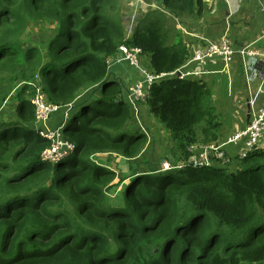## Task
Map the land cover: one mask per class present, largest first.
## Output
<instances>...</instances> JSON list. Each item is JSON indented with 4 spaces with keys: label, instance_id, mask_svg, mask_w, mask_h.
Wrapping results in <instances>:
<instances>
[{
    "label": "trees",
    "instance_id": "1",
    "mask_svg": "<svg viewBox=\"0 0 264 264\" xmlns=\"http://www.w3.org/2000/svg\"><path fill=\"white\" fill-rule=\"evenodd\" d=\"M161 4L168 13L145 12L127 37L119 0H0V110L17 90L14 116L0 118V264H264V149L232 170L132 172L120 204L108 198L116 173L92 159L136 157L148 139L133 125L127 86L109 73L119 45L141 48L156 74L188 59L175 21L200 16L202 0ZM33 22L48 27L43 42L30 40ZM36 87L49 103L71 104L69 157L42 160L50 142L35 126ZM146 107L175 160L193 143L217 142L221 122L202 79L159 78Z\"/></svg>",
    "mask_w": 264,
    "mask_h": 264
},
{
    "label": "crops",
    "instance_id": "2",
    "mask_svg": "<svg viewBox=\"0 0 264 264\" xmlns=\"http://www.w3.org/2000/svg\"><path fill=\"white\" fill-rule=\"evenodd\" d=\"M151 1L145 0L147 3H151ZM158 1L161 3V0ZM202 6L203 12L200 16L188 18L184 23L178 21L175 23L181 31L182 43L185 44L187 50L205 47L207 45L205 40L215 42L223 34L227 36L230 46L237 50L228 71L222 68L220 59H215L207 66V74L198 78L202 79L207 88L212 91L215 110L221 116L219 120L222 131L220 130L217 139V143L221 144L226 142L234 132L244 128L249 121L251 109L264 101V95L261 93L254 98L257 88L264 86V78L261 75L262 59H255L249 54L242 55L238 52L241 49L264 51V0H202ZM123 10L122 7L121 11L127 17L130 12L127 13L124 10L125 14ZM144 11L145 7L142 12L145 13ZM142 17L140 11L139 21ZM145 62L148 63V59ZM121 64L123 63L113 64L109 68V73L128 88L140 76L136 72L132 74V77H128L113 69ZM245 65L250 67L248 72L245 71ZM125 68L128 70L127 64ZM125 93L127 94V91ZM253 99L254 103L252 104ZM60 120L58 115H53L49 120V125L55 127ZM165 138L163 135V144L166 142ZM241 143V141L236 144L226 143V150L223 148L226 154L229 153L231 156L230 165H233L234 168L239 166L236 157ZM262 146L261 149H264V139ZM164 150L163 154L166 153ZM171 154L172 151L168 155L172 160H175L176 157ZM146 160L148 163L140 166H144V168L136 167L133 172L149 171L153 161L150 158ZM216 166L219 167V165ZM229 169L231 170V168Z\"/></svg>",
    "mask_w": 264,
    "mask_h": 264
},
{
    "label": "built area",
    "instance_id": "3",
    "mask_svg": "<svg viewBox=\"0 0 264 264\" xmlns=\"http://www.w3.org/2000/svg\"><path fill=\"white\" fill-rule=\"evenodd\" d=\"M137 3H141L143 11L145 0H133ZM151 7L146 9H157L162 12L168 13L161 7H156L154 4L148 3ZM131 12L128 14L126 19V30L127 37L132 36V33L138 22V14H133ZM205 47L201 48H190L188 50V59L185 64L181 65L174 72L171 73H160L156 74L148 70L143 66L144 56L142 54L141 48L137 46H127L124 44L119 45L116 53L113 56L107 58V66L110 68L113 64H119L124 61L133 67L139 74L137 78L131 85L126 89V99L132 104L133 111L135 115L139 116L140 109L137 105L144 104L149 96V92L152 84L159 78L164 76H176L179 79H192L199 78L207 74V66L213 62L215 59H220L222 63V68L226 71L229 70L231 62L237 50L232 48L229 44L228 38L223 34L218 41H208ZM240 54H249L252 58L262 59V69L261 75L264 78V51L258 50H248L241 49L238 51ZM245 71L248 72L250 67L245 65ZM178 74V75H177ZM261 93L264 95V86H259L255 97ZM35 97L31 100V103L35 107V126L42 138L47 139L50 144L42 152V160L44 161H55L61 158L69 157L75 150L74 144L62 136L63 125L65 121L69 118V111L71 109V104H66L61 106L59 104L47 102L40 88H35ZM251 103H254L251 101ZM60 113L61 122L52 127V129L47 128V119L51 114ZM67 123V122H66ZM142 131L144 132V128ZM264 139V101L260 105L255 106L250 111L249 121L244 128L234 132L227 141L224 143L209 142V143H193L189 146L191 152L190 157L187 160H174L171 163L163 162L160 170H181L187 164L191 167H214L216 165L226 164L231 161V157L224 151L225 144H236L241 141V145L238 148L237 159L241 160L247 157L251 152L256 149H261L262 140ZM224 148V149H223ZM226 150V149H225ZM166 160V158H164ZM173 162V163H172Z\"/></svg>",
    "mask_w": 264,
    "mask_h": 264
},
{
    "label": "rangeland",
    "instance_id": "4",
    "mask_svg": "<svg viewBox=\"0 0 264 264\" xmlns=\"http://www.w3.org/2000/svg\"><path fill=\"white\" fill-rule=\"evenodd\" d=\"M119 1H120L121 8L123 7V9L126 10L127 13L131 12L132 10V12H135L133 14H138L142 9L141 3H137L133 0H119ZM152 1L150 4H154V6L159 7V8L161 7L160 2L158 0H152ZM144 7H145L144 12L157 10V9H146V8L151 7L147 2L144 3ZM141 14L143 15L146 13H143L141 11ZM138 22H139V19H138ZM161 23L163 24V21H161ZM47 29L48 27L44 25V23H41V22L30 23V26L28 28V32L30 34V40L33 42H38V41L43 42L41 36L45 34V31ZM144 58L145 59L143 60V66L149 70L148 65H147L148 63L145 62L147 60V57L144 56ZM122 63L123 64L118 65L113 69H115L116 72L118 73H124L128 77H132V74L137 72L133 67L129 66L128 62L127 63L122 62ZM126 64H127L128 70L125 68ZM16 91L4 103L2 109L0 110V118H9V117L12 118L14 116V108L16 107V104H17ZM35 95L36 94H30L31 100L35 97ZM137 106L139 109L140 108L141 109L139 112V116L134 114L135 123H133V125L138 126V123L143 124L144 126L143 128L146 131L147 137H148L147 143L145 144L146 146L141 151V153L142 152L143 153L142 154L140 153L138 156L133 157V158H125L115 153H98L92 156L93 160L109 168L110 170H113L117 175V178L114 180L115 181L114 186L108 192L109 200H111V202L115 204H120L122 202L121 192L124 189V184L126 183L127 175L132 173L134 168L136 167L144 168V166L143 167H140V166L141 164L148 163V161L146 160L147 158H150L153 161L151 166L150 164L148 165V167L150 166L149 170H153L154 168H160L164 161L171 163V160H172L171 156L168 154L170 153L171 148L173 146V141L170 137V134L168 136L167 129L160 122H158V120H156L149 114L146 105L141 104V106L140 105H137ZM53 115H56V114H51L46 122L47 128L49 129H52V127L49 125V120L51 119ZM57 115L59 117L61 116L60 113H57ZM217 117H218V120L221 119V116H219V112L217 114ZM66 122L67 121L64 122V124L66 125H63V128L68 126ZM132 122L133 121H131V123ZM220 130H221V127H220ZM198 132L199 134L201 133L199 129H198ZM163 135H165L166 137L165 138L166 142H164V144H163ZM62 136L63 138H66L64 137V135ZM163 149H165L164 151H166L165 154H163ZM166 155H168L167 159L164 160L163 157L165 158ZM174 157L176 156L174 155ZM226 164L228 165V168H231V170L234 169V166L230 165V161L227 162Z\"/></svg>",
    "mask_w": 264,
    "mask_h": 264
},
{
    "label": "clouds",
    "instance_id": "5",
    "mask_svg": "<svg viewBox=\"0 0 264 264\" xmlns=\"http://www.w3.org/2000/svg\"><path fill=\"white\" fill-rule=\"evenodd\" d=\"M167 159V158H166ZM215 167H217V166H215Z\"/></svg>",
    "mask_w": 264,
    "mask_h": 264
},
{
    "label": "water",
    "instance_id": "6",
    "mask_svg": "<svg viewBox=\"0 0 264 264\" xmlns=\"http://www.w3.org/2000/svg\"><path fill=\"white\" fill-rule=\"evenodd\" d=\"M178 75V74H177Z\"/></svg>",
    "mask_w": 264,
    "mask_h": 264
}]
</instances>
